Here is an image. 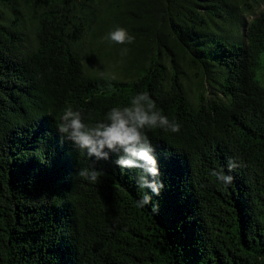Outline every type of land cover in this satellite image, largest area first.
Masks as SVG:
<instances>
[{
    "label": "trees",
    "instance_id": "16d2710c",
    "mask_svg": "<svg viewBox=\"0 0 264 264\" xmlns=\"http://www.w3.org/2000/svg\"><path fill=\"white\" fill-rule=\"evenodd\" d=\"M118 26L132 44L104 39ZM140 92L181 125L146 130L164 184L146 208L117 153L57 128ZM0 264H264V0H0Z\"/></svg>",
    "mask_w": 264,
    "mask_h": 264
},
{
    "label": "clouds",
    "instance_id": "9594fccd",
    "mask_svg": "<svg viewBox=\"0 0 264 264\" xmlns=\"http://www.w3.org/2000/svg\"><path fill=\"white\" fill-rule=\"evenodd\" d=\"M104 39L120 45H130L135 37L127 29L118 26ZM129 51L128 47H123L120 54L124 57ZM57 128L62 139L71 141L80 153H86L95 162L108 160L110 154L117 153L115 163L122 170H135V183L140 196L136 203L138 207L146 208L152 203V195L146 189L159 195L164 188L163 182L157 179L160 176L158 161L146 130L159 128L179 133L181 125L157 109L156 102L148 92H140L130 97L127 105L112 107L103 120L92 124L85 122L79 109L68 104L57 122ZM236 166L229 161L228 172L231 173ZM101 175L102 170L93 166L80 168L76 178L95 183ZM212 175L225 184H231L233 180L232 175L223 171H213ZM152 210L158 211V205L153 204Z\"/></svg>",
    "mask_w": 264,
    "mask_h": 264
},
{
    "label": "rangeland",
    "instance_id": "374dc122",
    "mask_svg": "<svg viewBox=\"0 0 264 264\" xmlns=\"http://www.w3.org/2000/svg\"><path fill=\"white\" fill-rule=\"evenodd\" d=\"M29 35H30V33H28ZM25 37H26V39L29 41V38L25 35ZM82 44L85 46L86 44H87V42L86 41H82ZM92 65H93V67H94V69H97V70H99V71H104V70H108V67L107 66H105L104 64H102V63H98V62H93L92 63Z\"/></svg>",
    "mask_w": 264,
    "mask_h": 264
}]
</instances>
